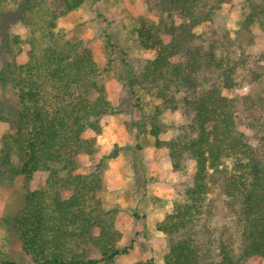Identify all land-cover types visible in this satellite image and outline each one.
I'll list each match as a JSON object with an SVG mask.
<instances>
[{
    "label": "rangeland",
    "instance_id": "obj_1",
    "mask_svg": "<svg viewBox=\"0 0 264 264\" xmlns=\"http://www.w3.org/2000/svg\"><path fill=\"white\" fill-rule=\"evenodd\" d=\"M163 1L83 0L66 12L65 0H0V264H33L34 248L18 237L13 221L29 195L49 192L50 175L21 170L16 150L7 158L3 147L17 138L22 107L16 83L34 73L44 83L51 62L46 58L56 50L88 75L75 98L98 123L82 135L84 150L70 158L74 170H56L52 196L58 202L44 211L46 222L61 231L72 253L98 264H173L181 249L157 226L174 222L177 210L188 214L175 222L177 233L189 239L200 234L205 203L196 199L183 207L179 195L211 170L206 159L187 151L188 141L209 140L223 114L212 111L200 119L187 95H157L138 85L161 50L151 48L160 42L167 47L186 23L170 15ZM206 2L208 21L194 31L219 44L215 65L232 69L234 82L197 95L216 105L264 97V0ZM143 33L155 37L147 42ZM241 116L231 117L241 140L264 157V120ZM125 249L112 262L103 258ZM244 264H264V254Z\"/></svg>",
    "mask_w": 264,
    "mask_h": 264
},
{
    "label": "trees",
    "instance_id": "obj_2",
    "mask_svg": "<svg viewBox=\"0 0 264 264\" xmlns=\"http://www.w3.org/2000/svg\"><path fill=\"white\" fill-rule=\"evenodd\" d=\"M206 1H163L170 15L175 14L186 23L175 29L167 47L160 42L151 48L161 50L139 76L138 85L144 88L147 84L157 90V95L165 91L187 95L185 100L194 105L200 119L212 111L223 114L213 125L209 140L194 137L188 141L187 151L206 159L211 170L199 173L192 188H184L179 195L183 207L196 199L205 203L200 234L189 239L177 233L175 222L188 217L184 210H177L174 222L164 221L157 230L169 239L172 247L181 249L173 264H244L264 254V157L241 140L231 117L242 112L248 115L242 118L263 121L264 97L242 96L216 105L207 104L197 95L199 90L207 94L234 82L232 69L222 70L215 65L219 44H208L203 35L194 31L208 21L211 8ZM82 4L83 0H65V11L76 10ZM140 37L147 41L155 36L143 33ZM105 40L109 41V37ZM62 55L56 50L47 56L51 62L47 63L44 83L35 73L16 83L22 111L16 117L17 138L4 142L5 156L10 158L16 150L21 170L50 176L49 192L29 195L13 223L18 237L34 248L33 264H98L100 261H86L72 253L64 245L61 231L51 227L44 217V211L58 202L52 196L56 170H74L70 158L84 150L82 135L98 123L75 98L76 91L88 82V75L70 65L68 55ZM179 55L181 61L174 62ZM23 128L27 133L20 138ZM103 254L112 262L126 255L127 250Z\"/></svg>",
    "mask_w": 264,
    "mask_h": 264
}]
</instances>
